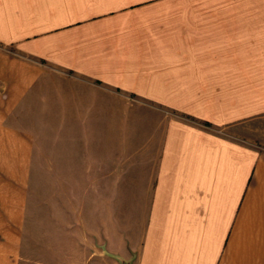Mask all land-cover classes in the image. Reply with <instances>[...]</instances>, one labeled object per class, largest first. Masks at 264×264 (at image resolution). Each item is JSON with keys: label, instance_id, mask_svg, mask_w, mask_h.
I'll list each match as a JSON object with an SVG mask.
<instances>
[{"label": "crops", "instance_id": "0c3cea01", "mask_svg": "<svg viewBox=\"0 0 264 264\" xmlns=\"http://www.w3.org/2000/svg\"><path fill=\"white\" fill-rule=\"evenodd\" d=\"M263 118L264 0H0V264H264Z\"/></svg>", "mask_w": 264, "mask_h": 264}, {"label": "rangeland", "instance_id": "374dc122", "mask_svg": "<svg viewBox=\"0 0 264 264\" xmlns=\"http://www.w3.org/2000/svg\"><path fill=\"white\" fill-rule=\"evenodd\" d=\"M135 102V100H134ZM136 106H139V102L136 101ZM139 120V116H118L117 117V139L125 140V139H138L140 138V128L136 127L134 121ZM203 123V122H202ZM250 124L246 125V130L243 138L249 142L255 141L258 142L263 140L264 137V118L261 120L250 121ZM135 124V126H134ZM207 124V123H205ZM231 134V133H230ZM35 183L38 182L39 186H43L44 180L40 181H32Z\"/></svg>", "mask_w": 264, "mask_h": 264}, {"label": "water", "instance_id": "95a60500", "mask_svg": "<svg viewBox=\"0 0 264 264\" xmlns=\"http://www.w3.org/2000/svg\"><path fill=\"white\" fill-rule=\"evenodd\" d=\"M121 264H129V262H125L121 260Z\"/></svg>", "mask_w": 264, "mask_h": 264}]
</instances>
